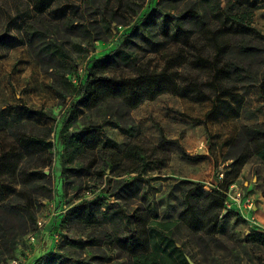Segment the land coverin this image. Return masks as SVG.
I'll use <instances>...</instances> for the list:
<instances>
[{
  "label": "rangeland",
  "instance_id": "374dc122",
  "mask_svg": "<svg viewBox=\"0 0 264 264\" xmlns=\"http://www.w3.org/2000/svg\"><path fill=\"white\" fill-rule=\"evenodd\" d=\"M227 1L221 0L222 7ZM231 1L237 7L254 8L250 22L255 33L244 41L264 48V0ZM37 3L0 0V264H133L123 257L116 240L126 236L118 225L126 204L115 196H124L119 182L134 178H139L141 189L125 211L146 216L152 204L157 222L175 223L167 231L179 249L171 254V264H184L180 254L191 256L193 264H264V163L255 156L246 161L233 184L253 202L249 216L258 225L236 211L222 212L212 235L193 233L178 221L182 189L189 182L201 184L207 192L223 186L231 178L229 157L237 133L244 126L264 123L258 84L238 85L203 102L165 93L130 112L114 104L87 111L77 106L74 78L69 82L67 75L75 69L76 76L89 73L98 59L120 45L122 35L138 19L157 8L159 0H57L40 19L34 9ZM62 14L75 25H87L84 34L89 39L65 30L58 19ZM44 18L57 23L55 37L63 53L53 62L40 63L25 44L22 28L30 19L43 24ZM151 31L156 35L157 27ZM158 36L160 44L167 43L166 37ZM156 49L137 50V65L160 70L163 54ZM231 58L256 77L264 70L260 66L264 53L232 51ZM101 72L110 74L109 69ZM176 74L184 82L205 81V74L198 71L179 69ZM21 106L49 117L29 116ZM114 122L120 127H113ZM68 132L80 137L92 133L100 152L68 141ZM16 136L39 145L28 155ZM129 146L143 149L148 162L145 175L132 173L136 163L121 158ZM112 157L117 165L110 173L106 163ZM80 166L85 171L70 173L64 190L63 169ZM82 200H90L82 213H69ZM131 226L141 228L134 219ZM49 252L62 257L49 261Z\"/></svg>",
  "mask_w": 264,
  "mask_h": 264
},
{
  "label": "trees",
  "instance_id": "16d2710c",
  "mask_svg": "<svg viewBox=\"0 0 264 264\" xmlns=\"http://www.w3.org/2000/svg\"><path fill=\"white\" fill-rule=\"evenodd\" d=\"M56 1L38 0L34 8L38 19L46 15ZM253 11L254 8L245 5L237 7L231 0L227 1L225 7H222L221 0H159L157 8L138 19L132 28L122 35L120 45L98 59L89 69V73H85L80 78L78 74L76 76L78 70L75 69L67 75L69 82L71 77L74 79V76L77 77L76 84L73 83V89L78 95L77 106L91 111L114 104L123 108L124 112H130L142 102L153 101L165 93L194 102H203L238 85L252 83L258 84L259 95L264 99V70L259 72V77H256L246 66L231 58L232 51L242 55L264 53V48L244 41L247 36L255 33L250 22ZM44 19L43 24L35 23L30 19V22L22 28L25 44L40 63L53 62L56 60V55L63 53V48L55 37L59 31L57 23ZM58 19L69 33L84 34L89 31L87 25H75L65 14L58 16ZM37 25L40 26L36 27ZM153 26L157 27L156 35L151 31ZM159 34L168 39L166 44H160ZM83 36L87 39L90 37L85 34ZM148 48L151 50L157 48V51L162 49L164 64L160 70L137 65L135 56L137 50L146 51ZM260 66L264 68V61H261ZM103 69H109L110 74L102 73ZM179 69L201 72L205 74V81H181L176 74ZM116 71L119 72L115 73ZM21 109L29 116L49 117L41 110H33L26 106H21ZM111 125L120 127L117 122ZM66 137L78 147L100 152L99 142L92 133L88 132L80 137L78 132H68ZM15 140L28 155L31 154L33 147L39 145L29 137L16 136ZM232 145L236 148L229 157L231 178L225 180L223 186L212 188L207 192L203 190L201 184L189 182L181 191V212L178 221L183 222L193 233L205 235L215 233L218 220L224 210L226 188H229L239 177L241 168L252 156L264 163V123L242 127ZM114 155L119 157L116 152ZM121 158L136 163L137 166L131 172L138 177L148 171V162L140 147L129 146ZM106 164L109 172L113 173L117 160L113 157L108 158ZM84 171L85 168L81 166L64 168L62 171L64 190H67V178L70 173L76 176ZM113 175L121 176L119 172H114ZM99 177H102V174ZM138 182L139 178L119 182L118 190L124 196L115 197L123 200L126 206L129 205L132 199L138 197L136 195L141 189ZM89 202L90 200H82L74 204L69 213L81 214L84 206ZM126 206L122 207V217L118 224L126 236L116 238L120 250L125 253L123 257L130 258L133 264H171V254L178 252L179 249L169 238L167 231H171L175 223L157 222V210L152 204L148 205L149 214L146 216L129 214L125 211ZM89 215L94 217L92 214ZM132 219L138 220L141 224L139 230L131 226ZM61 257L60 254H51V252L46 256L53 262ZM179 257L184 264H188L187 258L192 259L191 256L181 254Z\"/></svg>",
  "mask_w": 264,
  "mask_h": 264
},
{
  "label": "built area",
  "instance_id": "2783aa9c",
  "mask_svg": "<svg viewBox=\"0 0 264 264\" xmlns=\"http://www.w3.org/2000/svg\"><path fill=\"white\" fill-rule=\"evenodd\" d=\"M80 72H81V70H80ZM81 77H82V75H81ZM73 83L76 84L75 79H73ZM224 194H225V205H224V210H223L224 213L228 212V211H236L243 218L252 222V225L253 224L258 225L255 222V217L249 216V214L252 213L254 210L253 202H251L249 200V198L245 199L244 196H242L243 192L241 190H239L235 184H232L228 188V190L226 192H224ZM249 217H251V218H249ZM38 226L40 227L39 223H38ZM31 234L32 235L30 236V239H31L30 241H34L35 240V232H32ZM55 239L57 241V238H55Z\"/></svg>",
  "mask_w": 264,
  "mask_h": 264
},
{
  "label": "water",
  "instance_id": "95a60500",
  "mask_svg": "<svg viewBox=\"0 0 264 264\" xmlns=\"http://www.w3.org/2000/svg\"><path fill=\"white\" fill-rule=\"evenodd\" d=\"M48 172H45V174H47ZM188 264H193L189 258H187Z\"/></svg>",
  "mask_w": 264,
  "mask_h": 264
}]
</instances>
